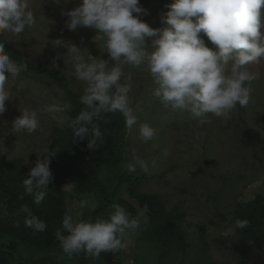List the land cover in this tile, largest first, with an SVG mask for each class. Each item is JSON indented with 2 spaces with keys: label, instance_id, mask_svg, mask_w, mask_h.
<instances>
[{
  "label": "rangeland",
  "instance_id": "1",
  "mask_svg": "<svg viewBox=\"0 0 264 264\" xmlns=\"http://www.w3.org/2000/svg\"><path fill=\"white\" fill-rule=\"evenodd\" d=\"M138 9L139 0H0V36L24 58L60 72L68 90L90 92L99 90L119 40L89 31L108 27L115 15L128 28ZM141 13L145 36L133 54L110 64L105 81L126 117L121 172L143 176L138 193L185 213L187 256L171 252L163 261L264 264V246L243 241L229 222L236 203L264 196V0H144ZM243 37L256 42L254 56ZM70 111L62 87L18 73L0 45V163L53 166L51 132L64 128ZM115 181L109 196L137 207L126 191L115 192ZM67 198L74 227L93 223L102 232L112 214L120 264H157L160 253L113 203L99 213L92 194L69 189ZM34 260L78 264L70 249ZM84 264L104 263L94 252Z\"/></svg>",
  "mask_w": 264,
  "mask_h": 264
},
{
  "label": "trees",
  "instance_id": "2",
  "mask_svg": "<svg viewBox=\"0 0 264 264\" xmlns=\"http://www.w3.org/2000/svg\"><path fill=\"white\" fill-rule=\"evenodd\" d=\"M143 5L144 0H139V9L128 28L120 27L121 17L115 15L108 27L89 31L92 36L107 38V30L115 34V41L119 40L116 50L109 55L99 90L94 87L90 92L68 90L60 72L24 58L11 42L0 36L4 56L15 65L16 71L58 84L66 92L71 110L64 128H54L51 132L56 158L53 166H24L15 160L0 163V264H50L34 259L60 249H70L78 264H84L94 252L104 264H120L116 261L121 246L120 232L114 227L112 214L108 213L102 232L93 223L74 227L67 210L69 189L78 196L94 195L100 205L99 213L113 203L118 213L125 214L127 222L142 229L143 238L150 240L160 253L157 264H166L163 259L171 252L186 258L190 244L182 225L184 211L168 212L159 195L137 192L143 176L121 172L126 117L119 108L114 89L105 81L110 64L133 54L138 41L145 36ZM240 40L249 57L258 53L255 41L244 37ZM112 41L108 39L107 48ZM238 88L242 93L244 85L239 84ZM102 174L108 176L102 180ZM111 180H116L115 192L126 191L137 207L119 196L114 200L115 196H109ZM142 216L146 222L141 220ZM229 222L243 241L255 247L264 246V196L256 195L249 201L236 203ZM201 243L204 251V240ZM185 261L180 264H186Z\"/></svg>",
  "mask_w": 264,
  "mask_h": 264
}]
</instances>
